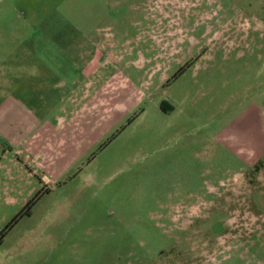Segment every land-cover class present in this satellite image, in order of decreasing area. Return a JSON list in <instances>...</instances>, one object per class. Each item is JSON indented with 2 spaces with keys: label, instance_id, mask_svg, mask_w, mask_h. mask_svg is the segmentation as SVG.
I'll list each match as a JSON object with an SVG mask.
<instances>
[{
  "label": "rangeland",
  "instance_id": "obj_1",
  "mask_svg": "<svg viewBox=\"0 0 264 264\" xmlns=\"http://www.w3.org/2000/svg\"><path fill=\"white\" fill-rule=\"evenodd\" d=\"M41 33L114 36L145 98L56 183L28 197L13 169L0 264H264V0H0V84H27Z\"/></svg>",
  "mask_w": 264,
  "mask_h": 264
},
{
  "label": "crops",
  "instance_id": "obj_2",
  "mask_svg": "<svg viewBox=\"0 0 264 264\" xmlns=\"http://www.w3.org/2000/svg\"><path fill=\"white\" fill-rule=\"evenodd\" d=\"M66 37L64 45L39 34L30 49L35 64L27 84H0V169L5 177L13 169L22 174L30 186L28 197L37 173L41 183H56L47 170L77 161L78 150L96 147L113 131L118 112L120 122L145 98L144 84L111 70L114 36H108L109 46L99 44L95 33H77L76 43ZM250 150L254 155L255 146ZM3 158L8 162L1 164ZM12 177L0 190L9 209L16 202L15 186H9Z\"/></svg>",
  "mask_w": 264,
  "mask_h": 264
},
{
  "label": "trees",
  "instance_id": "obj_3",
  "mask_svg": "<svg viewBox=\"0 0 264 264\" xmlns=\"http://www.w3.org/2000/svg\"><path fill=\"white\" fill-rule=\"evenodd\" d=\"M187 66H189V64L188 65H186L185 67H187ZM185 67L184 68H182L177 74H176V76L174 77V78H176L178 75H181L182 73H183V71H184V69H185ZM131 121H129V123H130ZM112 139V138H111ZM110 141V140H109ZM109 141H107V142H109ZM34 200H32L30 203H28V205L26 206V208L23 210V215H26V216H28L29 215V213H30V209H31V207L33 206V204H34ZM15 221L16 220H14L11 224H10V226L13 224V223H15ZM3 235V234H2ZM2 235L0 236V241H1V237H2Z\"/></svg>",
  "mask_w": 264,
  "mask_h": 264
}]
</instances>
